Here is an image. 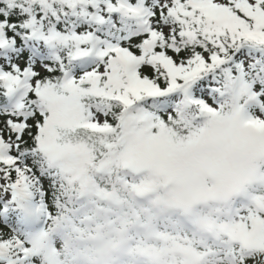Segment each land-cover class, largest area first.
<instances>
[{"label": "snow or ice", "instance_id": "snow-or-ice-1", "mask_svg": "<svg viewBox=\"0 0 264 264\" xmlns=\"http://www.w3.org/2000/svg\"><path fill=\"white\" fill-rule=\"evenodd\" d=\"M0 264H264V0H0Z\"/></svg>", "mask_w": 264, "mask_h": 264}]
</instances>
